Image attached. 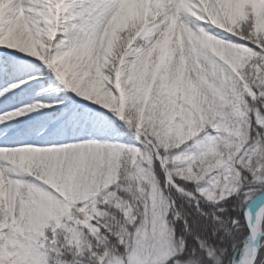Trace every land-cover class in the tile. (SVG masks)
I'll list each match as a JSON object with an SVG mask.
<instances>
[{
  "label": "snow or ice",
  "instance_id": "obj_1",
  "mask_svg": "<svg viewBox=\"0 0 264 264\" xmlns=\"http://www.w3.org/2000/svg\"><path fill=\"white\" fill-rule=\"evenodd\" d=\"M0 264H264V0H0Z\"/></svg>",
  "mask_w": 264,
  "mask_h": 264
}]
</instances>
